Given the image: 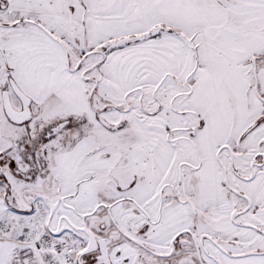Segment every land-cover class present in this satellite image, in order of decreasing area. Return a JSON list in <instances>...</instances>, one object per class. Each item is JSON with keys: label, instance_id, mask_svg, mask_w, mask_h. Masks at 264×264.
I'll list each match as a JSON object with an SVG mask.
<instances>
[{"label": "snow or ice", "instance_id": "snow-or-ice-1", "mask_svg": "<svg viewBox=\"0 0 264 264\" xmlns=\"http://www.w3.org/2000/svg\"><path fill=\"white\" fill-rule=\"evenodd\" d=\"M0 264H264V0H0Z\"/></svg>", "mask_w": 264, "mask_h": 264}]
</instances>
